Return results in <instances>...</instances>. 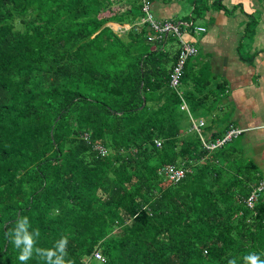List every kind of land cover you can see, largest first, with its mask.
I'll return each mask as SVG.
<instances>
[{
    "label": "trees",
    "instance_id": "obj_1",
    "mask_svg": "<svg viewBox=\"0 0 264 264\" xmlns=\"http://www.w3.org/2000/svg\"><path fill=\"white\" fill-rule=\"evenodd\" d=\"M142 12L140 0H0V264H20L5 232L21 216L36 247L66 235L72 264L264 259V202H244L254 170L183 130L202 84L169 86L178 54L163 45L176 38L149 41ZM169 166L185 177L168 180Z\"/></svg>",
    "mask_w": 264,
    "mask_h": 264
},
{
    "label": "crops",
    "instance_id": "obj_2",
    "mask_svg": "<svg viewBox=\"0 0 264 264\" xmlns=\"http://www.w3.org/2000/svg\"><path fill=\"white\" fill-rule=\"evenodd\" d=\"M149 1L153 17L177 23L186 30L183 39L197 49L185 64L191 79L184 86L196 90L195 85L202 84L200 107L216 123L209 127L208 139L228 126L242 130L223 146L225 160L249 165L264 182V0ZM190 23L205 31L189 33ZM175 44L178 54V40ZM208 90L214 92L212 97Z\"/></svg>",
    "mask_w": 264,
    "mask_h": 264
},
{
    "label": "built area",
    "instance_id": "obj_3",
    "mask_svg": "<svg viewBox=\"0 0 264 264\" xmlns=\"http://www.w3.org/2000/svg\"><path fill=\"white\" fill-rule=\"evenodd\" d=\"M143 8V12L145 14L144 18H142V24H148L149 30L153 33L147 37L149 41L155 40H162L164 37H167L171 34L172 37L177 38L179 43V51L177 55L176 62L171 69L169 74V86L178 92V88L181 84V79L184 73V67L186 62L189 58L196 56L197 49L188 41L183 39V34L186 31H182L178 24H174L172 22H159L157 21L151 12V4L149 0H140ZM188 32L189 33H202L205 31L202 27L193 26L190 23L188 25ZM165 35V36H164ZM182 109L187 110V106L185 102H183ZM192 120V119H191ZM204 122L200 121L199 124H196L192 120V129L197 133L202 148L208 152H213L217 149L222 148L224 145L231 142L233 139L237 138L241 133L242 130L230 127L224 134L222 138L216 139L214 141H209L205 139L202 135V130ZM159 146V143H157ZM99 150L101 156H105L107 154L106 150L101 147H96ZM164 175L173 183L180 182L186 174V170L176 167V166H169L166 167L164 170ZM264 191V182L259 181L253 185L251 188L248 197L245 199V205L250 210H253L257 202L259 201L262 193ZM95 257L97 260L102 261L101 255L96 253Z\"/></svg>",
    "mask_w": 264,
    "mask_h": 264
},
{
    "label": "clouds",
    "instance_id": "obj_4",
    "mask_svg": "<svg viewBox=\"0 0 264 264\" xmlns=\"http://www.w3.org/2000/svg\"><path fill=\"white\" fill-rule=\"evenodd\" d=\"M31 227L27 216L19 217L15 225L5 232V236L13 247L18 250L17 259L20 264H26L35 254L41 258L45 264H72L71 260H66L68 237L61 236L54 246L49 249L36 247V241L40 236L38 230L29 231ZM229 264H236V261L230 260ZM243 264H264V259L256 253H249L243 257Z\"/></svg>",
    "mask_w": 264,
    "mask_h": 264
},
{
    "label": "rangeland",
    "instance_id": "obj_5",
    "mask_svg": "<svg viewBox=\"0 0 264 264\" xmlns=\"http://www.w3.org/2000/svg\"><path fill=\"white\" fill-rule=\"evenodd\" d=\"M184 14L185 13H182V16H184ZM186 15V14H185ZM188 17H189V15L188 16H186V19H188ZM142 18H144V13L142 12V16H141V18H139L138 20H140L139 22H138V25H140V24H142ZM188 20H190V19H188ZM176 23V22H175ZM177 24V23H176ZM108 25H110V27L112 28V29H114L115 31H118L119 32V35H123V33H124V30H126V29H128L129 28V26L128 25H118V24H113V23H110V24H108ZM165 36V35H164ZM170 37H172L171 36V34H170ZM176 40H177V38H176ZM175 46H176V44L175 43H173V42H171V40L169 39L167 42H166V44H165V50H166V52H168L170 55H172V54H174V52H175ZM180 88L182 89H186L185 88V86H184V84H182V82H181V84H180V87H179V90H180ZM208 93H209V97H212V95L214 94V92L213 91H211V90H208ZM219 95V94H218ZM181 109H182V106H181ZM183 110V109H182ZM184 112H185V119H184V121H183V123H182V127H183V130H185V129H187V130H189V129H191L190 127L192 126V120L196 123V124H199V122L202 120L203 122H204V126H203V128H201V130H202V135H203V137L206 139V138H208V134H209V127H211L212 125H213V127L215 128V125H216V123L214 122V123H212L211 121H210V119L208 118V117H206L205 116V110L202 108V107H196V108H191V106H188V109L187 110H183ZM192 119V120H191ZM186 121V122H185ZM192 134H195L196 135V132L195 131H193L192 130ZM192 136H194V135H192ZM195 137V136H194ZM221 162L222 163H224V161L223 160H221ZM255 170L254 171H252V174L251 175H248V177L253 181V182H255V183H257V182H259L258 181V178L255 176Z\"/></svg>",
    "mask_w": 264,
    "mask_h": 264
}]
</instances>
